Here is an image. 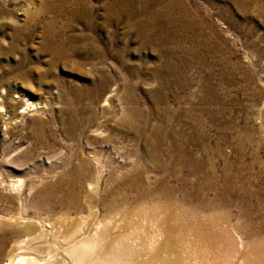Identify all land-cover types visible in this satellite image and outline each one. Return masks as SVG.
<instances>
[{
	"label": "rangeland",
	"instance_id": "rangeland-1",
	"mask_svg": "<svg viewBox=\"0 0 264 264\" xmlns=\"http://www.w3.org/2000/svg\"><path fill=\"white\" fill-rule=\"evenodd\" d=\"M116 1L0 0V264L26 220L116 233L118 202L150 254L167 229L182 264H264V0H136L129 20ZM52 2L70 33L98 27L86 52H39Z\"/></svg>",
	"mask_w": 264,
	"mask_h": 264
},
{
	"label": "bare ground",
	"instance_id": "bare-ground-1",
	"mask_svg": "<svg viewBox=\"0 0 264 264\" xmlns=\"http://www.w3.org/2000/svg\"><path fill=\"white\" fill-rule=\"evenodd\" d=\"M135 1L136 0H117L114 6L117 4L120 9L126 12L125 14H129V20L130 17L132 19L134 17H137L136 14H138L135 10L136 6L138 5L136 3H133ZM52 4L54 3H50L42 12V16L47 14L48 18L42 24L41 37L43 39V45L39 47V52H48L53 56V59H69L73 54L77 52L81 53V51H85L86 49V47L84 45H81V43L76 44L77 42L83 40V38L85 37H88L89 40H95V37L99 39V35L95 34L98 30V27L96 25L91 26L94 34H86L81 31V29L78 33H70V31L74 29L73 24L71 25V23H68L67 20L64 21L62 17V11L60 10V12H57V8ZM31 16L33 18L34 14H31ZM121 16L122 14L119 15V18H121ZM76 17L79 16H75V18ZM145 19L146 18L144 17L136 21V28L138 30L145 31L149 27L150 24L145 23ZM84 23L86 22L84 21ZM108 23L110 22L108 21ZM36 26L37 23L32 22L28 24L26 23V25L23 26L16 24L14 27L16 42L12 44L11 50H16L18 48L17 45L31 38V36L34 34L33 28H36ZM22 30H26L24 38L20 37V35L22 34ZM145 34L148 33L145 32ZM114 40L115 39L113 35L107 41L108 47L110 45L111 50H113L115 46ZM147 40H149V38H147ZM95 42L96 41H92V43L94 44ZM92 50L96 52V56H102V47L95 45ZM110 81L111 80L108 76H104L102 78V81L97 85L99 90H105ZM112 209L114 211L113 215H120V219H118L123 223L124 226L123 230H121L123 226H119V228L121 227V229H118V232L116 230V233L109 227L110 224L108 223H110L111 219L100 221L95 226L89 225L90 223L88 222L82 224L78 221V223L75 224L74 227L67 233L66 231L69 228L64 231H61V229L58 228L57 230L53 228L54 230L52 233V237L48 239L50 236L47 237L49 234L47 235L44 229H40V223L32 219L26 220V222L21 226L28 236L25 237V239L19 241V247L27 248L19 250L15 254L11 255L5 264H61L57 263L54 258L50 257L51 255L55 256L56 254H58L57 258L59 261L61 260L62 262H66L69 264H182V257H180V253L182 252L183 248L179 249V244L174 241V238H171V236L168 237V234L171 233L169 230H164V233L167 234V237L163 238L159 245V248H157V251L150 254L148 240L144 236H141L142 233L140 234L139 231L137 232V228L140 222L137 219L138 216L135 218L133 214H136V211L139 210L130 209L127 204L119 202L115 204ZM120 221H116V223H114L120 224ZM139 229H142V227ZM39 230L41 231L39 232ZM41 247L48 252L47 255H41L32 251V249L39 250ZM49 248L52 249L50 250L51 253L49 251ZM169 254L175 255L174 259H171V256H169Z\"/></svg>",
	"mask_w": 264,
	"mask_h": 264
}]
</instances>
